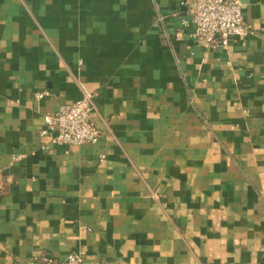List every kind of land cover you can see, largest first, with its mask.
Instances as JSON below:
<instances>
[{
	"label": "crops",
	"instance_id": "1",
	"mask_svg": "<svg viewBox=\"0 0 264 264\" xmlns=\"http://www.w3.org/2000/svg\"><path fill=\"white\" fill-rule=\"evenodd\" d=\"M240 1L253 33L212 51L189 0H0V264H264V0ZM85 92L99 141L41 150Z\"/></svg>",
	"mask_w": 264,
	"mask_h": 264
},
{
	"label": "built area",
	"instance_id": "2",
	"mask_svg": "<svg viewBox=\"0 0 264 264\" xmlns=\"http://www.w3.org/2000/svg\"><path fill=\"white\" fill-rule=\"evenodd\" d=\"M191 3L190 33L193 41L206 50L226 49L230 40H239L253 33L252 26L244 19L240 0H189ZM157 19L163 22L158 13ZM46 93L36 92L41 99ZM95 108L93 95L85 92L78 99L66 103L53 113L43 116L44 125L39 130L43 151L53 145L78 146L95 144L102 132L91 118ZM47 264H87L79 252H70L60 261L48 260Z\"/></svg>",
	"mask_w": 264,
	"mask_h": 264
}]
</instances>
